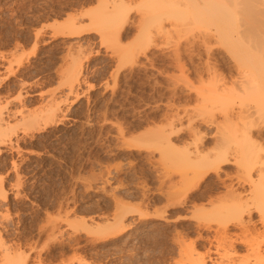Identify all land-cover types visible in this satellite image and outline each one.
Segmentation results:
<instances>
[{
	"label": "rangeland",
	"instance_id": "1",
	"mask_svg": "<svg viewBox=\"0 0 264 264\" xmlns=\"http://www.w3.org/2000/svg\"><path fill=\"white\" fill-rule=\"evenodd\" d=\"M113 1L0 0V96L14 100L8 109L16 113L12 143L0 153L6 192L0 225L9 224L5 237L21 243L29 255L26 264H39L37 256L44 264H189L192 253L210 247L199 233L205 238L215 233L200 230L199 222L218 225L210 200L226 189L215 184L214 173L200 188L193 185L199 165L186 148H195V138L182 130L171 136L179 150L162 151L158 130L169 124L173 106L184 116L182 127L191 116L206 130L200 114L213 116L223 130L236 121L254 130L264 126V110L254 100L236 98L231 119L212 100L216 88L237 96L243 71L262 67V61L256 49L245 53L250 46L245 38L235 41L242 51L231 52L228 39L218 36V23L206 17L210 13L199 18V7L209 3ZM120 2L128 7L121 9ZM220 2L231 9L226 25L234 33L248 26L244 0ZM159 12L162 25L151 20ZM206 62L215 67L213 74L203 68ZM68 67L71 89L63 76ZM205 97L212 99L204 102ZM48 106L57 108L56 120L24 132L21 110L39 116ZM233 136L237 141L225 145L250 144ZM211 143L207 151L221 146ZM237 166L222 172L234 176ZM212 184L214 192L200 199ZM258 213L253 220L259 234L249 236L253 247L263 249ZM235 232L240 229L232 227ZM236 248L241 255L252 252L245 245Z\"/></svg>",
	"mask_w": 264,
	"mask_h": 264
},
{
	"label": "bare ground",
	"instance_id": "2",
	"mask_svg": "<svg viewBox=\"0 0 264 264\" xmlns=\"http://www.w3.org/2000/svg\"><path fill=\"white\" fill-rule=\"evenodd\" d=\"M202 1L203 3L205 2L204 3L205 5H203L204 7L207 5L206 3H209V5H207L203 9L199 7V15H200L199 18L200 17L203 18L205 11L208 12V14L210 13V15L208 16L205 15V16L210 17V20L214 19L211 21H214L215 24L218 23L217 26L218 36L219 38L222 37L224 40L228 39L227 41L229 42H227V47L231 46L230 47L231 52L233 51L241 52L242 51L241 46L240 45L237 46L235 41L236 40L239 41L245 38L246 45L247 44L250 45L249 47L244 49V51H246L245 53L247 54L252 50L256 49V51L259 53L261 57L262 67H264L263 65L264 63V0H244V5L246 4L244 12L246 13L247 16L245 14L244 15L248 18V20L246 19L248 21L247 23L248 26L247 25H246L247 27L243 26L242 28L244 30L242 28H241L242 30L239 28L235 29L236 31L239 29L235 33L233 31L234 30L233 27L226 25L227 23L226 21H228L230 15H232L231 9L228 8L226 4H222L220 0H202ZM124 4L125 6L122 7V4L120 2L121 6L119 5V7H122L121 9H124V7L126 8L128 3L126 4V2H124ZM199 4H200L199 6H201L200 2ZM115 7H117V5H115ZM159 13L158 14L156 13L154 16L152 15L153 19L151 20H153L152 22L155 23L160 22L162 25L164 14L162 15L161 12ZM126 16L123 17L127 18ZM124 21L126 22V19ZM199 21H203V20L199 19ZM124 25L125 24L122 23L118 28V35H121L123 33L122 31L125 28ZM230 32L237 35V37L235 36L236 39L235 38L233 39L234 36L233 34L231 35ZM204 41L206 42L207 40ZM208 45L209 44L206 42L205 47L209 48ZM224 47L226 48V44ZM17 62L18 65H21V62L19 61ZM257 65L258 64L255 65L254 69H250V70L247 69V71L245 70L246 72L243 71L242 74L243 79L241 80L240 93H238L237 96H235V94H232V91L226 88L223 89L216 88V90L215 89L213 90L212 88V90L214 91L212 92L215 97L211 99L213 101L217 100L216 102L219 103L223 111L222 113L226 118H230V117L234 118L235 116L234 113H236L235 111L236 98H240V99L250 98L258 104L259 108L264 110V74L261 69L262 68L261 65L260 64L258 66ZM8 68L11 73V71L14 69L13 63H10V66ZM203 68H206L208 72H210V70L213 69L212 70L213 72L211 71L212 74L214 73L215 70V67H213L209 62H206V66H204ZM69 69L70 67H68V70ZM200 69L199 72L202 74ZM68 70H66V73H64L63 76L67 78L66 79L67 86L71 89L72 83L70 81L71 79L70 70L69 71ZM81 72H82V68L80 67L76 74L77 79L81 74ZM16 85L22 86L23 83L20 82V80H17ZM209 91L211 92V89H209ZM213 94L211 95L213 96ZM211 99L209 98L207 100L204 99V102L208 100L211 101ZM13 102L14 100L3 99L2 96H0V153L5 151V147H7L12 143L14 134L16 132L13 128V125L11 124V118L12 116H16V113L12 109L11 110L8 109V106L13 104ZM170 107L168 108L167 113H170L169 112ZM175 107L176 106H173V108H171L172 109L171 113L172 112L173 113L170 114L171 119L169 117L170 121L169 124L167 125L168 127L166 126V128H163L162 130L160 129L161 131L158 130L157 141L160 145L165 146L162 148V151H164L165 148L168 147L169 148L172 147V149L174 148L179 150V147L176 148L177 146H175L177 144L176 143L173 144L172 141L173 138L171 136L172 135L175 136L174 135L175 133H179L182 130H183L182 132H184V130H186L188 132L187 136L193 137V139L195 138L194 140L195 148L191 149L188 147L186 148V152L188 153V155H190V157L196 159L199 165V173L192 180L193 185H195L196 187L199 185L200 188L205 178L210 176V174L214 173L218 180V182L216 181L215 184L217 185V183L219 184L222 183L224 185L223 187H225L226 189L223 196L217 199L215 198L214 200H210L212 202L211 204L213 205V208L211 209V213L214 212L215 214V212L217 211L216 214H218L219 216L218 225L214 226L209 221L205 223L199 222L200 230L202 231L208 230L211 232L213 231L215 233V235L213 236L214 239L211 237L205 238V235L202 236V234L199 233V239L201 240L207 239V241L209 242L208 244H210V247L209 249L206 250L205 253L202 252L204 254H202L200 251L201 254H199L198 256L197 255L194 256L192 253L190 258H188L189 264H208L209 261L212 262V264H264V248L262 249L259 246L257 247V245L256 248L253 247L254 243H252L251 238H253L254 236L253 237L251 235H250L251 237L249 236V234H253V235H255V233L259 234L258 233L259 228H257V221L255 222L253 220L254 213L259 212L258 213L260 214L259 222L264 225V202H263L264 201V126L259 127L257 129L255 128L254 130V128H252L250 125H247L246 122L243 125L242 123H240L241 124L240 125L239 123H237L238 121H236V118H238V116L236 115L237 116L235 118L236 123L232 124L233 128L230 127L227 128L228 130H223L224 126L220 123H217L216 119L213 116H203L200 114L199 117H201L200 118L202 119L201 121L206 125L207 127L206 130L202 129L203 126L201 127L199 125L198 128L196 125H194V121L196 119L191 116L187 121L188 122L187 125L185 127H182L184 124L183 123L184 116L181 115L182 112L180 113V110H177L179 107L177 109ZM174 108L176 110H174ZM57 114L58 112L55 106H48L45 112H43L39 116L32 115L30 112L26 114L25 110H21L20 112L21 122L25 124L23 131L28 132L30 130L41 129V124L45 125L47 123L54 122L56 120ZM211 127L216 128V130L213 131ZM235 133H236V137L237 135L239 136L237 137L238 139L245 138V140H247L248 143L250 142V144L246 146L240 144L243 147L239 146V143L237 145L234 144L235 146L225 145L227 143V140L228 142H230L232 139L235 140V137L233 136ZM211 134L213 135L215 134L214 135L216 137L214 138L215 140L212 139L213 136H211ZM232 136L234 138H231ZM210 143L211 144L214 143L216 146H218L220 143L221 146H219L216 151L210 152L207 151L208 149L207 145H210ZM232 164L233 165L237 164L238 165L237 167H239L236 175L233 176L231 175V173H227V172H224L225 174H223L222 172L223 167ZM228 179L230 180V182L227 181ZM235 181L237 182L238 186L235 185L234 183ZM208 186H209L208 189L207 187L204 188L207 190H205L204 192L202 191L201 194H199L200 199H202V197L205 196L207 197L208 192L210 191L214 192L213 189L215 188V186H213V184ZM5 197H6L5 188L3 183L0 181V198H5ZM215 201L217 202L215 203ZM2 205L3 202L0 201V207ZM215 207L218 208L216 209ZM214 208L215 211L212 212ZM7 226H9V224H6L5 222H1L0 225V257L2 261L1 264H26V262L29 260V255L24 253V251L22 250L21 243H16L13 241L12 243H10V241H8L9 239L8 238H7L8 240L6 239L4 233L7 230ZM232 227L234 228L236 227L240 229V233L235 232L236 233V234L234 233L235 235L232 234L231 233ZM122 229L124 228H120L119 231L124 232V230ZM248 238H250L251 240H249ZM21 241L23 242L24 240ZM213 241L215 242L213 243ZM237 245H245L247 246L248 251L252 250V252L241 255L240 253H238L239 251H237L236 248ZM211 246L213 248H211ZM45 261L46 260L42 256H37V260H36L37 263L44 264L46 263Z\"/></svg>",
	"mask_w": 264,
	"mask_h": 264
}]
</instances>
